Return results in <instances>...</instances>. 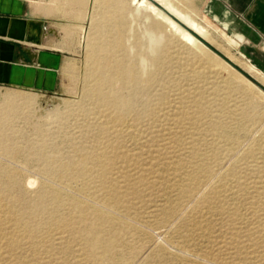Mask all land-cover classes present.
<instances>
[{
    "label": "rangeland",
    "instance_id": "obj_1",
    "mask_svg": "<svg viewBox=\"0 0 264 264\" xmlns=\"http://www.w3.org/2000/svg\"><path fill=\"white\" fill-rule=\"evenodd\" d=\"M24 1L27 19L31 2L38 0ZM182 1L197 12L195 0ZM84 2L98 22L115 18L109 23L115 29L104 32L124 33L130 48L159 58L166 82L150 98L139 99L121 127L118 113L97 110L78 97L79 84L61 82L50 91L0 84V95L9 90L37 98L33 110L52 139L51 159L67 165L47 171L28 155V142L37 136L26 118L0 130V264H264V95L235 74L251 76L264 92V47L246 48L193 11L210 32L208 38L195 37L226 67L209 48L180 42L131 0ZM152 38H160L159 44L150 43ZM64 56L82 71V46ZM195 97H204L208 112L199 121ZM65 99L72 106L59 120L61 128L52 110ZM144 102L150 106L146 113L139 107ZM81 157L84 176L76 173ZM192 172L194 184L187 180ZM29 180L35 183L25 191L22 184ZM49 182L78 187L92 209L53 195L35 207ZM109 205L114 221L93 209ZM106 240L113 242L108 259L99 243Z\"/></svg>",
    "mask_w": 264,
    "mask_h": 264
},
{
    "label": "bare ground",
    "instance_id": "obj_2",
    "mask_svg": "<svg viewBox=\"0 0 264 264\" xmlns=\"http://www.w3.org/2000/svg\"><path fill=\"white\" fill-rule=\"evenodd\" d=\"M131 2L136 8L143 9L145 12H148L150 15H152L154 19L164 23L167 26L168 31L173 36H176L177 39L186 46L194 47L199 50H201L200 46L204 49L207 48L195 37V35L200 39L208 38L210 36L209 32L194 20L184 17L175 11L169 10L170 13L167 12V10L163 8L164 6L162 7L159 5L160 0H131ZM156 2H158V4ZM31 6L32 14L52 19L53 22L41 23L33 21L30 23H18L13 25L12 28L22 35L23 42H26L29 45L38 46L40 50H47V52L41 51L40 54V58L42 61H45L44 65L46 66H41L42 68H38V71L39 75H46L45 78L48 77L52 79H50V84L52 86L51 88H56L61 82L68 83L69 85L79 84V94H76H78V97L83 102H92L97 110H110L112 112L118 113L117 121L119 122L123 119L125 113L134 112L137 109V101L139 99H142L143 97L150 98L152 95V89L155 87H161L166 82L165 80L167 78V74L165 67L161 64L162 61L155 56H148L142 54V52L139 50L130 48L129 39L124 33L104 32L115 29L114 26L109 25V23L114 21L115 18L103 17L101 20L105 21L106 23L98 22L95 17L90 16L91 11L88 7H86V2H84V0H48L45 3H41L38 0L31 2ZM93 13H96V11ZM159 39L160 38H152L150 43L155 42L156 44L160 42ZM80 46L83 47V62L82 71L78 73L74 63L68 60L64 54L67 52H75L76 48ZM208 50L210 51V49ZM152 52L153 50H150V53ZM210 52L213 53L212 51ZM214 55L216 58L221 59L216 54ZM221 60L223 64L222 66L228 67L229 64H227L223 59ZM207 63H209L211 67L217 66L214 65L213 61L210 59L207 60ZM235 74L240 76L252 87L261 91L239 72L236 71ZM261 92L264 95V92ZM36 100L29 94L10 92L9 90L8 92L1 94L0 130H10L15 119H19L21 117L26 118V120L29 121L30 125L32 126L35 135L37 136V140L35 142H28V146L25 149L28 151V155L30 157L39 159L41 163L46 166L45 169L47 171L55 169H61V171L66 170L67 165H58L53 161V159H51L52 155L55 153V149L51 143L52 139H49L48 136V138L45 136L40 120L41 117H37L35 114L36 112L33 110L34 102ZM203 101H205L204 97H195L192 100L196 110L194 115L196 121L203 119L208 113ZM71 106L72 105L70 104V101L65 99L62 102L61 108L52 110L54 120L59 123V127L62 128V124L59 120H62L66 116V114L70 111ZM139 107H141V111L144 113L150 110L149 103L146 102L141 104ZM121 126L122 123L120 127ZM20 151L21 150L19 148L13 149L12 154H19ZM76 166L78 167L76 172L77 175L84 176L87 172L86 158H79L76 162ZM46 170L45 173H47ZM101 176H104V171L101 172ZM39 178L41 177L39 176ZM187 180L188 183L190 182L191 184H194L198 180L195 172H192ZM33 182L34 181L30 180L24 182L22 184L24 190L29 191L32 189L31 186L33 185ZM189 188L190 187L184 188L181 191H185L184 193L186 194L189 191ZM41 189L39 188L40 191ZM28 193L30 194V192ZM80 193L81 190L78 187L76 188L73 186V184H68V186L63 187L49 182V184L43 188V194L38 198V202L35 207H37L39 204H42L46 195H53L55 197L64 198L68 204L73 206L92 209L91 206L88 205V202L81 200L82 198L80 197ZM24 194L26 193L24 192ZM113 208L114 205H109L106 207L104 206L93 209L99 217H106L107 219L114 221V215H112L110 210ZM99 243L102 245L106 259H108L113 242L111 240H106ZM169 251L171 250L169 249Z\"/></svg>",
    "mask_w": 264,
    "mask_h": 264
},
{
    "label": "crops",
    "instance_id": "obj_3",
    "mask_svg": "<svg viewBox=\"0 0 264 264\" xmlns=\"http://www.w3.org/2000/svg\"><path fill=\"white\" fill-rule=\"evenodd\" d=\"M24 3V0H0V84L50 91L55 89L51 88L52 79L45 78L46 75H39L38 71L41 66H46L40 54L41 51L47 50L34 51L27 48L24 51L20 45L29 44L23 42L22 35L12 28L15 24L30 23L41 17L32 14L30 7L27 19H24L26 16ZM159 3L167 12L175 11L188 17L209 32L195 12L200 16V20L218 26L227 36L239 38L241 45H246V48L250 45L264 47V0H195L197 12L194 9V12L190 10L182 0H160ZM230 44L235 45L236 42L230 41ZM249 68L251 71L256 70L251 65Z\"/></svg>",
    "mask_w": 264,
    "mask_h": 264
},
{
    "label": "water",
    "instance_id": "obj_4",
    "mask_svg": "<svg viewBox=\"0 0 264 264\" xmlns=\"http://www.w3.org/2000/svg\"><path fill=\"white\" fill-rule=\"evenodd\" d=\"M163 9V8H162ZM206 46V45H205ZM209 48V47H207ZM210 49V48H209ZM211 50V49H210ZM212 51V50H211ZM219 56V55H218ZM242 76H244L247 80H249L252 84H254L256 87H258L261 91L262 89L260 88L259 84L254 80L251 76L245 74V73H240Z\"/></svg>",
    "mask_w": 264,
    "mask_h": 264
}]
</instances>
